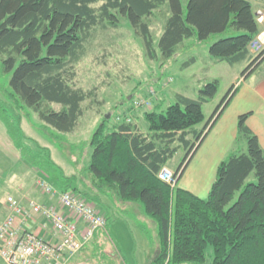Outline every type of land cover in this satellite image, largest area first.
<instances>
[{
  "label": "trees",
  "instance_id": "1",
  "mask_svg": "<svg viewBox=\"0 0 264 264\" xmlns=\"http://www.w3.org/2000/svg\"><path fill=\"white\" fill-rule=\"evenodd\" d=\"M163 7L166 19L154 43L144 20ZM120 19L153 61L172 58L186 39L205 41L228 29L238 34L213 42L212 57L229 65L248 62L241 80L264 61V48L255 56L250 53L260 29L247 0H186L185 6L182 0H0V122L20 158L44 177H54L60 192L77 193L97 205L105 197L138 206L155 226L158 246L150 264H205L208 248L210 264H264V151L246 126L249 113L237 119L236 146L244 149L237 147L219 164L207 197L177 186L196 144L227 108L236 85L205 123L202 105L215 96L217 81L205 84L195 100L178 95L164 112H144L147 132L132 120L109 127L103 121L89 139L87 181L82 178L81 185L75 176L56 173L47 150L29 147L21 122L30 115L43 133L61 136L75 130L81 104L90 94L73 86L72 67L91 31L118 28ZM179 149L184 157L171 186L158 173ZM251 173L256 183L245 184ZM135 221L152 243L153 230ZM97 232L105 233L95 231L89 243L101 237Z\"/></svg>",
  "mask_w": 264,
  "mask_h": 264
},
{
  "label": "rangeland",
  "instance_id": "2",
  "mask_svg": "<svg viewBox=\"0 0 264 264\" xmlns=\"http://www.w3.org/2000/svg\"><path fill=\"white\" fill-rule=\"evenodd\" d=\"M247 1L252 6L260 29L250 47V53L255 56L264 48V0ZM182 3L185 6L186 0H182ZM165 10L163 7L152 17L144 20L149 25L154 43L162 32L166 19ZM119 23V27L115 29L107 27L93 29L83 45L79 61L72 67L75 74L73 86L90 94L81 104L83 114L75 130L61 136L54 135L55 133L49 130L43 133L34 114L29 116L28 121L26 119L21 122L22 131L31 141L29 147L34 148L37 145L42 150H47L51 161L59 170H56V173L58 175L59 172L62 173L65 178L75 176L80 185L91 153L89 139L103 121H106L109 127L119 122L118 120L130 118L136 125L147 127L144 112L154 109L157 112H164L175 103L178 95L195 100L205 84L217 81L218 89L215 96L202 105L205 123L227 90L237 83L241 72L248 64L240 62L229 65L209 53V47L213 42L237 35L233 29L213 35L205 41H197L195 36L186 39L176 48L172 58L166 61H153L146 56L140 38L134 34L125 19H120ZM150 90H153L154 94H150ZM140 98H149L151 106L136 107L135 102ZM53 108L57 110L59 106L53 105ZM200 126L203 124L196 128ZM183 157L184 150L179 149L169 160L167 167L176 169ZM21 166L23 170L19 176L22 185L25 186V192L20 195L40 204H55L56 198L41 194L36 185L37 181L42 179L59 192L60 188L54 177L48 179L29 165L21 163L18 168ZM247 183H256L253 173L246 179L245 184ZM34 194L36 195L33 196ZM93 208L107 218L106 231L97 232L101 237H96L85 245L65 264H150L152 247L131 214L116 215L106 210L108 216L106 217L97 207ZM134 217L137 218L135 213ZM37 219L27 222L30 228L27 227L29 230H26L32 232L40 223L43 224L42 220ZM45 232L46 235L50 234L48 229ZM210 255L211 250L208 248L205 264H210ZM0 264H4L3 261L0 260Z\"/></svg>",
  "mask_w": 264,
  "mask_h": 264
},
{
  "label": "crops",
  "instance_id": "3",
  "mask_svg": "<svg viewBox=\"0 0 264 264\" xmlns=\"http://www.w3.org/2000/svg\"><path fill=\"white\" fill-rule=\"evenodd\" d=\"M233 85L237 86L236 94L213 127L204 134L196 144L191 159L177 183L179 188L201 199L207 197L212 183L214 182L219 164L226 159L231 152L236 150L237 147L244 149L243 145L236 146L237 119L240 115L246 113L250 114L246 120V126L257 136L259 144L264 151V61L256 68L250 77L246 80H241V78H239L237 83ZM137 127L143 132H147L148 130V126L142 127L137 124ZM201 129L202 126L196 128V130ZM187 140L192 142L191 135L187 136ZM21 163L24 165L26 164L22 162L19 152L8 137L5 127L0 122V219L5 217L6 214L3 208L5 198H13L24 207H26L27 202L33 201L32 199H27L26 196L22 197L20 195L22 192H25V186L22 185V179L19 176L23 170L22 166L18 168ZM167 163L164 168L175 172L176 169H169ZM16 165L19 166L17 167ZM35 195L36 194L33 196ZM116 202L117 200L114 201L109 198L101 197L99 205L93 202H91V204L104 214H106V210L116 215L118 213L119 215L126 213L131 214L130 212L135 213L137 217L135 219L139 220L144 227L146 226L149 230H153L152 243H150L146 236L145 239L152 247L150 254H152V258H154L157 253L158 243L154 234L155 226L153 222L144 216L138 206ZM58 210L68 218L71 217L66 210L62 208H58ZM71 218L74 219L73 217ZM38 219H40L39 221L42 220L43 224L40 223V226H37L35 229L33 228V231L40 236L46 237L45 230L48 229L51 231V225L46 219ZM19 223H21L20 219L18 220V224ZM19 225L25 230L28 229L27 227L30 228L29 224ZM80 227H82V225H80Z\"/></svg>",
  "mask_w": 264,
  "mask_h": 264
},
{
  "label": "built area",
  "instance_id": "4",
  "mask_svg": "<svg viewBox=\"0 0 264 264\" xmlns=\"http://www.w3.org/2000/svg\"><path fill=\"white\" fill-rule=\"evenodd\" d=\"M150 94L154 91L150 90ZM135 105L149 108L151 102L149 98H140ZM129 121L127 118L126 122ZM158 178L175 185L174 175L166 168L160 170ZM36 185L41 194L56 198V203L44 205L32 201L29 207H24L13 198H5L6 215L0 220V260L4 264H65L92 240L95 231H106L105 217L79 195L57 192L42 179ZM58 208L66 210L74 219L62 214ZM36 218L51 222L48 237L29 232L18 224L19 219L20 224L25 225Z\"/></svg>",
  "mask_w": 264,
  "mask_h": 264
},
{
  "label": "bare ground",
  "instance_id": "5",
  "mask_svg": "<svg viewBox=\"0 0 264 264\" xmlns=\"http://www.w3.org/2000/svg\"><path fill=\"white\" fill-rule=\"evenodd\" d=\"M32 201H30V202H27V205H26V207H29V205H30V203H31ZM48 222H49V224L51 225V227H52V224H51V222L48 220V219H46ZM20 224V223H19Z\"/></svg>",
  "mask_w": 264,
  "mask_h": 264
},
{
  "label": "water",
  "instance_id": "6",
  "mask_svg": "<svg viewBox=\"0 0 264 264\" xmlns=\"http://www.w3.org/2000/svg\"><path fill=\"white\" fill-rule=\"evenodd\" d=\"M107 118V117H106Z\"/></svg>",
  "mask_w": 264,
  "mask_h": 264
}]
</instances>
